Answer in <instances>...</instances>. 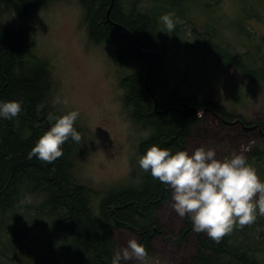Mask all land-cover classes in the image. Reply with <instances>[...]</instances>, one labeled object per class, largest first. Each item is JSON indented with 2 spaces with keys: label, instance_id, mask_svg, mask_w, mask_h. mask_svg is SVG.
Returning <instances> with one entry per match:
<instances>
[{
  "label": "trees",
  "instance_id": "1",
  "mask_svg": "<svg viewBox=\"0 0 264 264\" xmlns=\"http://www.w3.org/2000/svg\"><path fill=\"white\" fill-rule=\"evenodd\" d=\"M54 1L0 0V8L13 10L20 22L18 27L9 29L0 19V100H20L23 106L17 117L0 118V264H110L114 249L111 233L120 228L137 235L149 257L153 239L162 234L155 215L170 198L171 189L165 183L144 171L135 183L127 179L97 195L93 188L78 182L77 157L70 154L72 149L79 153L84 130L75 121L74 127L81 133L79 142L69 138L61 145L63 154L51 163L35 156L29 158L36 140L50 127L48 113L64 114L52 108L47 63L31 56L35 48V16L39 8ZM121 1L79 0L85 12L88 39L95 45L110 43L112 63L124 70L120 85L126 93L124 102L131 118L153 132L139 145L141 155L152 144L173 152L186 149L199 119L195 115L182 119L176 111L179 102L199 110L208 108L220 120L233 119L224 107L214 106L211 99L199 96L192 82L171 81L168 50L200 54L220 76L233 68L251 84L264 81V54L258 46H254V51L236 50L217 38L209 22L204 21V32L197 30L191 8L201 0H135L132 6L125 5L126 10ZM169 11L182 21L172 32L158 21ZM241 15L239 11L237 17ZM186 25L191 29L190 38ZM243 32V39L250 36V32ZM232 34L239 37L236 30ZM142 43L148 51L136 58L133 48ZM150 60L146 87L144 76ZM38 104H43L39 113ZM247 163L263 180L264 141L250 154ZM122 186L132 188L119 192ZM97 196L104 197L100 203L102 221L93 210ZM30 197L40 203L34 205ZM257 219L252 224L234 226L215 241L203 232H195L187 216L178 238L187 241L195 232L192 264H264V215H257ZM39 226L40 234L36 233Z\"/></svg>",
  "mask_w": 264,
  "mask_h": 264
},
{
  "label": "rangeland",
  "instance_id": "2",
  "mask_svg": "<svg viewBox=\"0 0 264 264\" xmlns=\"http://www.w3.org/2000/svg\"><path fill=\"white\" fill-rule=\"evenodd\" d=\"M192 6L200 12L194 14L199 32L207 29L205 22L213 20L215 25L212 27L219 40L230 43L239 51L251 49V44H254L264 53V0H201ZM4 9L2 22L7 28L14 29L18 24L16 13ZM239 11L245 17L243 24L237 17ZM83 14L79 0H56L39 8L33 25L36 44L31 56L48 65L52 78V108L57 113L66 114L72 110L79 113L75 122L83 128L84 134L75 174L78 181L93 188L98 195L111 185L124 183L131 175L132 183L141 177L144 172L138 164L141 154L136 152L147 132L135 129L137 125L129 117L127 107L122 105L123 91L119 87V79L124 70L112 63L111 44L95 45L88 39ZM185 28H188L187 37L190 38L191 29L188 25ZM235 30L239 37L232 34ZM241 31L244 34L250 32V36L243 39ZM167 52V66L173 83L180 79L187 84L197 82L195 89L199 96L211 99L214 106L228 109L233 117L231 121L222 122L215 112L200 111L199 123L186 146L189 154L204 146L214 148L217 159L230 158L233 154H243L247 159L264 138L257 130L240 129L236 117L250 124L264 121V81L251 84L233 68L221 76L206 72L203 67H208L209 61L201 58L200 54L191 56L183 49ZM57 96L62 102H55ZM100 196L95 197V214L100 212L103 200ZM29 201L34 205L40 203L34 197ZM172 203L171 190L168 202L155 215L163 234L153 242V252L146 258V264H191L196 253L195 232L186 242L176 240L186 216L180 217ZM36 233H42V226L37 227ZM111 235L115 251L127 246L129 239L138 241L137 236L128 230L114 229ZM203 235L207 236L206 232ZM122 264L140 262L132 259L122 261Z\"/></svg>",
  "mask_w": 264,
  "mask_h": 264
},
{
  "label": "clouds",
  "instance_id": "3",
  "mask_svg": "<svg viewBox=\"0 0 264 264\" xmlns=\"http://www.w3.org/2000/svg\"><path fill=\"white\" fill-rule=\"evenodd\" d=\"M158 21L168 32L182 23L174 11L163 13ZM56 103L62 102L60 97ZM43 104L37 105V112ZM23 110L20 100H0V118L13 119ZM201 113L198 112V116ZM79 113L72 110L63 115L48 113L50 127L36 140L29 151L45 162H53L63 154L61 145L71 138L79 142L81 133L74 127ZM139 166L154 179L172 190V207L180 217L188 216L195 232H206L219 241L233 227L252 224L257 215H264V180L246 162L243 154L217 159L214 148L197 147L191 154L185 150L173 152L158 144L148 146L138 160ZM258 194V195H257ZM145 246L135 238L116 251L110 264L135 259L146 264Z\"/></svg>",
  "mask_w": 264,
  "mask_h": 264
},
{
  "label": "water",
  "instance_id": "4",
  "mask_svg": "<svg viewBox=\"0 0 264 264\" xmlns=\"http://www.w3.org/2000/svg\"><path fill=\"white\" fill-rule=\"evenodd\" d=\"M106 15H107V19H108V13H106ZM147 51L148 50L146 49L144 43H142L138 47H134L133 48L134 56L136 58H140L143 55V53H146ZM150 66H151V60H150V64H149V66H148V68L146 70L145 76H144L145 84H146L147 73H148V71L150 69ZM146 87H147V84H146ZM178 112H179V114L181 115L182 118H185V117L190 116V115L198 114V109L194 105H189L187 102H182L180 104V109H178ZM256 128H257V131L261 135H264V132H263V130H262V128H261V126L259 124L253 125V126H244V130L245 131H253Z\"/></svg>",
  "mask_w": 264,
  "mask_h": 264
},
{
  "label": "bare ground",
  "instance_id": "5",
  "mask_svg": "<svg viewBox=\"0 0 264 264\" xmlns=\"http://www.w3.org/2000/svg\"><path fill=\"white\" fill-rule=\"evenodd\" d=\"M113 2V0H111V3ZM83 88V87H82ZM186 150H187V148H186ZM78 155V156H77ZM70 156L71 157H77V159H76V162L78 161V159H79V156H80V150H79V153H78V151H77V149H72L71 150V154H70ZM76 179H77V177H76ZM78 180V179H77ZM78 182H80V181H78ZM81 183V182H80ZM130 188H132V187H130V186H122V187H120V188H118V191L119 192H123V191H125V190H128V189H130ZM103 193V192H102ZM101 193V194H102ZM187 217V216H186ZM186 217L184 218V220L186 219ZM96 218L97 219H99V220H101V211L99 212V214H97L96 213ZM102 221V220H101ZM104 222V221H103ZM105 223V222H104ZM162 228V227H161ZM120 230H125V229H123V228H120ZM162 230V234H163V229H161ZM162 234H160V235H158V236H156L154 239H153V242L158 238V237H160ZM178 235H179V232H178V234H177V237H176V240L178 241V242H186V241H182L181 239H179L178 238ZM137 236V235H136ZM111 238H112V236H111ZM138 238V237H137ZM112 240L114 241V239L112 238ZM152 245H153V243H152ZM116 251H115V242H114V249H113V254L115 253ZM196 254V253H195ZM192 259V258H191ZM191 264H192V261H191Z\"/></svg>",
  "mask_w": 264,
  "mask_h": 264
},
{
  "label": "flooded vegetation",
  "instance_id": "6",
  "mask_svg": "<svg viewBox=\"0 0 264 264\" xmlns=\"http://www.w3.org/2000/svg\"><path fill=\"white\" fill-rule=\"evenodd\" d=\"M3 11H4V9L0 8V19H2ZM226 110H228V109H226ZM236 122H237L238 127H240V129H244L243 128L244 126H253V125H257V124H259L261 126V128H262V124L264 123V121H263V122H259V123H252V124H250L249 122H247L245 120H242V119L241 120L240 119L238 120L237 117H236ZM256 130H257V128L254 131H256Z\"/></svg>",
  "mask_w": 264,
  "mask_h": 264
}]
</instances>
